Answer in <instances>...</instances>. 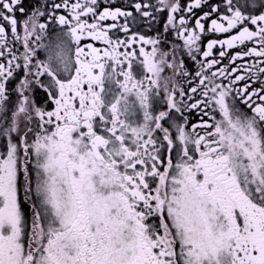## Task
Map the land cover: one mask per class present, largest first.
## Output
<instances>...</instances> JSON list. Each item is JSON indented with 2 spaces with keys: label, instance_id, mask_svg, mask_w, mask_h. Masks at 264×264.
Returning a JSON list of instances; mask_svg holds the SVG:
<instances>
[{
  "label": "snow or ice",
  "instance_id": "snow-or-ice-1",
  "mask_svg": "<svg viewBox=\"0 0 264 264\" xmlns=\"http://www.w3.org/2000/svg\"><path fill=\"white\" fill-rule=\"evenodd\" d=\"M0 264H264V0H0Z\"/></svg>",
  "mask_w": 264,
  "mask_h": 264
}]
</instances>
